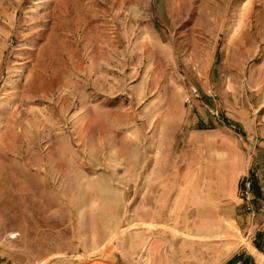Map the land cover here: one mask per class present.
<instances>
[{
  "label": "rangeland",
  "instance_id": "1",
  "mask_svg": "<svg viewBox=\"0 0 264 264\" xmlns=\"http://www.w3.org/2000/svg\"><path fill=\"white\" fill-rule=\"evenodd\" d=\"M263 117L264 0H0V264H145Z\"/></svg>",
  "mask_w": 264,
  "mask_h": 264
},
{
  "label": "crops",
  "instance_id": "2",
  "mask_svg": "<svg viewBox=\"0 0 264 264\" xmlns=\"http://www.w3.org/2000/svg\"><path fill=\"white\" fill-rule=\"evenodd\" d=\"M240 127L246 143L240 145L238 135L233 136L238 141L233 162L223 168L215 162L206 164V170L203 162L189 164L190 170L195 168L194 178L172 184L181 189L166 190L155 215L151 208L146 221L150 229L145 231L149 240L140 248L145 264H232L239 255L247 263L264 264V117L257 132L250 124ZM244 145L252 150L254 146L251 157ZM248 176L254 184L255 204L262 207L255 218L239 196Z\"/></svg>",
  "mask_w": 264,
  "mask_h": 264
},
{
  "label": "built area",
  "instance_id": "3",
  "mask_svg": "<svg viewBox=\"0 0 264 264\" xmlns=\"http://www.w3.org/2000/svg\"><path fill=\"white\" fill-rule=\"evenodd\" d=\"M191 91H192L191 95L189 97H187V99H186L187 104H191L193 101L192 98L197 96V93H198L195 88H192ZM232 129L237 131L238 128H237V126L233 125ZM239 196H240V199L242 201V204H243L246 212L249 213L253 218L257 217L259 212L262 211V207L258 208V206H256V204H255L256 199L254 196V184H253L250 176H248L247 178H245L242 181V187H241ZM252 238H253V242L257 241V235L252 236ZM238 257H239V260L236 261L235 263H232V264H250V263H247L245 261V259L242 258L241 255H239ZM227 264H229V263H227Z\"/></svg>",
  "mask_w": 264,
  "mask_h": 264
},
{
  "label": "bare ground",
  "instance_id": "4",
  "mask_svg": "<svg viewBox=\"0 0 264 264\" xmlns=\"http://www.w3.org/2000/svg\"><path fill=\"white\" fill-rule=\"evenodd\" d=\"M254 251V250H253Z\"/></svg>",
  "mask_w": 264,
  "mask_h": 264
}]
</instances>
